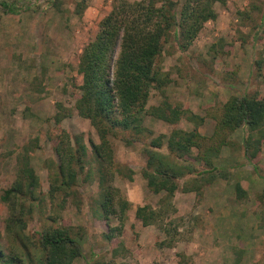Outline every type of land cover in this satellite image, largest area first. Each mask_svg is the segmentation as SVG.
Returning <instances> with one entry per match:
<instances>
[{"label":"rangeland","instance_id":"1","mask_svg":"<svg viewBox=\"0 0 264 264\" xmlns=\"http://www.w3.org/2000/svg\"><path fill=\"white\" fill-rule=\"evenodd\" d=\"M4 1L17 13L0 7V197L16 176L17 155L33 138H38L39 147L30 154L31 165L46 195L44 161H56L51 141L54 115L65 117L60 127L71 135L82 134L86 143H98L93 127L74 110L76 86L81 83L77 66L82 49L95 37L115 0H88L81 14L76 10L83 0ZM172 1L178 7L184 0ZM215 11L216 19L204 24L187 50H179L173 41L164 45L158 59L166 80L163 95L152 90L147 105L155 107L166 99L204 118L198 128L204 137L213 134L212 116L229 97L258 93L264 99V0H227ZM145 126L157 136L174 129L192 130L194 124L185 118L171 125L147 117ZM248 135L246 127L227 135L226 145L213 159L216 175L223 176L204 185L200 194L181 190L193 184V176L178 180L172 199L176 212L168 219L176 230L172 247L161 246L165 235L157 226L145 227L135 218L136 207L156 208L162 195L153 194L141 176L146 162L143 147L150 139L141 144L125 134L110 139L114 161L133 172L131 180L114 174L112 181L131 204L122 234L105 240L108 227L91 211L97 182L83 184L81 179L74 188L76 197L68 199L57 224L48 218L50 205H38L28 218L26 234L33 239L50 225L71 227L82 254L74 264H264V143L248 162L242 148ZM125 138L134 142L128 145ZM161 152L167 154L165 147ZM236 184L245 191L242 198L235 193ZM7 216L8 208L0 200V250L8 257L20 245L5 235ZM116 225L118 220L112 218L111 226ZM121 247L123 254L113 256Z\"/></svg>","mask_w":264,"mask_h":264},{"label":"trees","instance_id":"2","mask_svg":"<svg viewBox=\"0 0 264 264\" xmlns=\"http://www.w3.org/2000/svg\"><path fill=\"white\" fill-rule=\"evenodd\" d=\"M87 2L83 0L77 5V14L82 13ZM226 2L184 0L178 7L172 0L113 2L111 10L100 21L97 34L82 49L77 66L81 83L76 86L74 110L93 127L98 143L92 140L86 143L82 134L71 135L62 129L60 124L65 117L56 113V128L51 136L56 161H44L48 171L46 195L41 193L39 176L31 165L30 154L39 147V140L33 138L23 145L16 159V176L0 197L8 208L5 235L20 248L8 257L0 250V264H74L81 258V248L71 227L50 225L35 233L33 239L26 234L28 218L38 205L48 203L51 209L48 218L57 224L68 199L76 197L74 188L80 179L83 184L97 182L98 195L91 202V211L94 218L104 221L108 227L105 240L122 234L131 204L112 181L114 174L131 180L133 172L114 161L110 139L119 134L132 136L141 144L150 139L143 147L146 162L141 176L149 190L162 197L156 208L138 206L134 215L143 226L154 225L164 233L163 247H172L174 242V221L168 219L176 212L172 199L179 190L178 180L193 176V184H186L181 190L200 194L204 185L222 177L220 173L216 175L218 170L213 159L226 145L227 135L242 127L249 134L242 139L244 157L248 162L257 157L264 143V99L258 93L229 97L212 116L215 127L210 137L198 131L204 118L182 111L166 99L155 107H147L152 90L163 95L166 80L161 77L158 59L164 45L173 41L179 50H187L204 24L216 19V6ZM0 7L17 13L15 6L4 0H0ZM261 23H264V11ZM257 65L260 68L261 62L257 61ZM147 117L171 125L185 118L194 127L154 136L145 126ZM132 139L125 138V142L131 145ZM163 147L167 154L161 152ZM235 193L238 198L245 196L239 184L235 185ZM112 218L118 220V225L111 226ZM124 251L122 247L115 248L112 254L118 256Z\"/></svg>","mask_w":264,"mask_h":264}]
</instances>
